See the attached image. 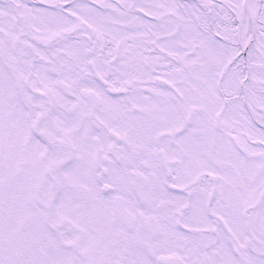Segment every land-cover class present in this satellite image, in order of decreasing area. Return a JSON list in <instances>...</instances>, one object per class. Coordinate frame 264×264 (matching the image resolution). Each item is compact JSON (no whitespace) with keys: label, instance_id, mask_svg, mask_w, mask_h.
I'll return each instance as SVG.
<instances>
[{"label":"snow or ice","instance_id":"obj_1","mask_svg":"<svg viewBox=\"0 0 264 264\" xmlns=\"http://www.w3.org/2000/svg\"><path fill=\"white\" fill-rule=\"evenodd\" d=\"M0 264H264V0H0Z\"/></svg>","mask_w":264,"mask_h":264}]
</instances>
